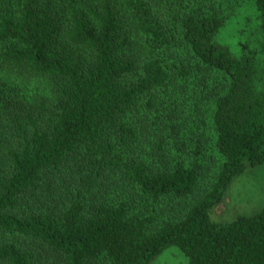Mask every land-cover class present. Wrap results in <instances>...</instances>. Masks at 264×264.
I'll use <instances>...</instances> for the list:
<instances>
[{"label":"trees","instance_id":"trees-1","mask_svg":"<svg viewBox=\"0 0 264 264\" xmlns=\"http://www.w3.org/2000/svg\"><path fill=\"white\" fill-rule=\"evenodd\" d=\"M244 1L0 0V264H264V208L212 218L264 163Z\"/></svg>","mask_w":264,"mask_h":264},{"label":"rangeland","instance_id":"rangeland-1","mask_svg":"<svg viewBox=\"0 0 264 264\" xmlns=\"http://www.w3.org/2000/svg\"><path fill=\"white\" fill-rule=\"evenodd\" d=\"M261 18L254 0L244 1L216 36L233 54H249L256 59L257 87L264 89V49ZM13 85L15 82L13 81ZM32 86H24L30 94ZM264 208V163L249 166L228 185L223 201L212 212L218 222H230L238 215H252ZM147 264H190L189 257L177 245H170Z\"/></svg>","mask_w":264,"mask_h":264}]
</instances>
